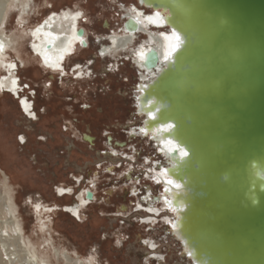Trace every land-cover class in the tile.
<instances>
[{
    "label": "water",
    "instance_id": "95a60500",
    "mask_svg": "<svg viewBox=\"0 0 264 264\" xmlns=\"http://www.w3.org/2000/svg\"><path fill=\"white\" fill-rule=\"evenodd\" d=\"M142 1L182 40L141 97L188 153L169 171L183 247L198 264H264V0ZM165 60L153 48L144 66Z\"/></svg>",
    "mask_w": 264,
    "mask_h": 264
},
{
    "label": "rangeland",
    "instance_id": "374dc122",
    "mask_svg": "<svg viewBox=\"0 0 264 264\" xmlns=\"http://www.w3.org/2000/svg\"><path fill=\"white\" fill-rule=\"evenodd\" d=\"M33 1L36 7L31 15H26L24 26L19 25L15 11L8 17L4 33L13 39V47L7 52L25 62V65L19 64L17 77L21 83L30 86L25 93L30 101L31 98L34 100L35 107L33 103L34 112L29 115L33 117L35 113L39 120L27 119L20 109V100L7 92L0 93V166L11 177L10 184L16 190L15 201L26 234L36 235L37 222L31 197L33 202L59 205L54 213H50L51 226L55 225L56 229L51 230L52 236L56 239L55 245L68 250L73 257L78 252L81 259L94 256V264H158L149 256L151 249L148 251L143 242L153 238L157 242L154 253L159 251L166 255L159 264H188L176 239H167L163 235L162 223L158 222L152 229L131 215V207L137 205L138 200L128 193L134 186L125 178L130 169L128 165L123 162L124 166L119 170L114 166L111 168L115 170H107L112 166L105 159L106 152L111 151L105 142L107 136L112 137V143L127 141L130 145H138L141 158L153 154L145 140H130L127 136L131 131L128 125L140 124L133 104L138 77L131 62L123 56L114 60L97 55V36L105 38L113 30L118 32L123 15L121 5H130L137 0H68L60 5L57 0ZM64 8H79L84 12L81 24L90 36V47L76 50L75 56L66 62L68 73L61 80L59 76L47 73L30 53L29 38L24 30L40 23L50 11ZM114 63L119 66L115 70L112 69ZM75 64L89 65L91 76L76 80L71 74L74 68L71 66ZM84 133L96 137L95 146L83 141ZM19 139L27 144L19 145ZM130 145L121 150H128ZM115 153V156L119 154ZM133 157L129 159L135 160ZM137 158L140 157L137 155L134 164L137 171L145 170ZM73 176L85 177L82 186L75 183ZM143 182L152 184L148 180ZM59 186L74 188L76 195L81 193V187L88 189L90 186L97 201L82 211L81 220L74 219L60 206L75 203L76 196L59 197ZM123 205L129 206L127 211L117 213ZM121 214L123 216L117 218ZM41 251L49 250L42 248Z\"/></svg>",
    "mask_w": 264,
    "mask_h": 264
},
{
    "label": "bare ground",
    "instance_id": "6f19581e",
    "mask_svg": "<svg viewBox=\"0 0 264 264\" xmlns=\"http://www.w3.org/2000/svg\"><path fill=\"white\" fill-rule=\"evenodd\" d=\"M67 1L57 0V4L60 5ZM34 3L33 0H0V93L8 92L12 97L15 95L22 98L19 93L21 90L19 78L15 75V72L19 69V64L25 65V62L18 56L17 58L11 57L7 52L8 49L13 47V39L7 35L5 36L4 27L10 14L15 11L18 14L19 25L24 26L27 21L26 15L29 16L34 12V8L36 7ZM51 7L54 8V5ZM121 8L123 9V15L120 29L118 32L113 30L112 34L106 35L107 37L105 38L97 36L99 49L97 55H100L103 59L112 58L114 60L125 55L126 58L130 59L129 62H131L132 68L138 77L137 85L134 89L136 95L133 98V104L140 124L138 126L137 124L127 126L128 130H131L128 133V138L130 140L143 139L151 146L152 150L157 147V156L161 158V160H154L148 155L141 158L140 151L135 150L138 157H140L139 160L137 158V161H140L146 167L145 170L137 171L136 167L133 166L129 170V174L125 176L134 185L131 189L133 190L132 197L138 200L137 205L134 206L137 207L136 215L139 218V223L148 227L150 226L152 229L158 226V222L162 223L165 230L163 235L167 239L172 237L176 239L175 241L181 246L184 253L183 256L188 264H198L196 259L190 256V249L183 247V239L180 237L177 229L180 217H178L179 213L177 212V208L174 207L173 201L175 196H177L176 193L179 191H177L178 188L174 185H181V183L174 180L169 174L170 170H174L172 168H174L175 163L178 161V156L183 157L186 151L181 144L171 138L172 135L166 134V132H169L168 130H171L170 128H173L172 124L170 127L157 124L149 126L152 123L149 120L152 117V110L145 107L142 103L143 98L141 97L144 85L153 82L161 72L160 70L171 61L175 49L177 46L180 48L182 40L177 41L176 36L179 34L167 24L165 14L161 10H151L149 9L150 7L146 8L142 0H137V2H133L130 5L122 4ZM83 14L84 12L79 8H64L61 11H50L40 23L28 30H24L25 36L29 38L28 48L30 53L36 56L37 61L47 73L61 77L66 76L68 73L65 66L66 62L72 56H75L76 50L79 47H89L90 36H88L87 29L81 24L84 19ZM130 18L137 20L139 24L137 31L128 32L125 27L123 28L127 19ZM109 26L110 24L107 23L108 28ZM81 27L84 30V34L78 37L76 33ZM153 48L161 54L162 60H166L157 69L148 70L144 66V59L146 52ZM116 64L112 65L113 70L119 67ZM72 67H74L72 74L75 75L74 78L78 81L91 76L89 65L75 64ZM20 109L28 114L32 112V103L27 96L20 101ZM32 115L33 117L36 116L35 113ZM22 141H25L24 137H22ZM109 142V145L114 148L112 137ZM116 145L126 146L125 144ZM154 153L156 152L154 151ZM114 156L108 155L105 159L115 163L118 159ZM133 159L135 160L132 161L136 163V156ZM138 165L140 166V164ZM107 170L113 171L115 169L108 168ZM134 174L138 175L136 179H134ZM0 177V264H55L56 261L59 264H94V256L81 259L78 252H75L76 257H73L69 254L68 250L65 251L55 245L54 240L56 239L52 236L51 230L56 231V229L55 225L51 226L50 213H54L59 207L58 204L45 205V203L39 201L33 202L30 197L37 225L35 230L36 235H27L24 221H22L18 204L15 201L16 190L10 184L11 177L7 172L3 171L1 166ZM143 180H148L152 184H149L151 185V188L149 187L151 191H148L146 196L141 197L138 193L139 189L144 190V187L148 184H144ZM168 180L174 181V184L169 185L167 183ZM79 182L78 180L77 183ZM156 187L160 188L157 190L159 196L152 198V195H157L154 191ZM88 191L92 192L91 189ZM88 191L84 187L83 191L76 195V193L73 194L75 190L72 187L59 186L57 188V195L60 197L77 196L76 203L65 205L64 213H68L71 217L75 216L76 219L81 220L82 211L89 207L88 204L90 203V198L88 197L89 200H87L85 197ZM88 194L92 195V193ZM121 212L123 211L120 210L118 213ZM169 221L175 224L176 227L173 228ZM179 237L181 241H178ZM143 242L148 246V251L151 249L149 253L153 254L151 258L155 263H162L166 259L165 254L159 251L158 253H154L157 248V242L153 238L145 239ZM42 248L49 251L43 253L41 251Z\"/></svg>",
    "mask_w": 264,
    "mask_h": 264
},
{
    "label": "flooded vegetation",
    "instance_id": "af4514ba",
    "mask_svg": "<svg viewBox=\"0 0 264 264\" xmlns=\"http://www.w3.org/2000/svg\"><path fill=\"white\" fill-rule=\"evenodd\" d=\"M82 28V27H81ZM123 28H124V26H123ZM120 29V28H119ZM89 45H90V43H89ZM90 47V46H89ZM87 48H88V46H87ZM123 57H125V56H123ZM126 58V57H125ZM126 59H128V58H126ZM128 60H130V59H128ZM68 65V64H67ZM72 67V66H71ZM18 70L19 69H17L16 70V72H15V75H17V72H18ZM72 70V69H71ZM50 74H52V73H50ZM72 74V73H71ZM54 74H52V76H53ZM55 76V75H54ZM53 76V77H54ZM58 76V75H57ZM59 78L62 80V78H63V76L61 77V76H59ZM19 82H20V87L22 88L21 89V91L22 92H20L21 93V96L23 97V99L27 96L26 94L27 93H25L26 92V88H30V86L29 85H25V84H23V83H21V79H20V77H19ZM8 93V92H7ZM6 93V94H7ZM33 93L36 95L37 93H36V91L34 90L33 91ZM10 94V93H9ZM13 97H16V99L19 101H21L22 100V98H20V97H18V96H13ZM28 97V96H27ZM20 98V99H19ZM34 100L31 98V103H32V108H33V102ZM20 104V103H19ZM34 107H35V103H34ZM23 111V110H22ZM32 111V110H31ZM32 112H34V111H32ZM31 112V113H32ZM23 114H24V116L25 117H27V119H29V120H31L32 122H35V121H38L39 119L37 118H35V117H32V116H30L27 112L25 113V112H22ZM37 113V112H36ZM89 131V130H88ZM24 135V134H23ZM107 135H108V133H107ZM22 136V135H21ZM128 136V135H127ZM82 139H83V141H85V142H87V144L88 145H90V146H95V142H96V137L95 136H93V135H91V134H89V133H84L83 135H82ZM111 139V136H107L106 137V139H105V142L107 143V146H109L110 147V150L111 151H107L106 152V154H105V156L106 155H112V156H114V151H118L119 152V154L117 155V156H114V157H116L117 159H123V161H116L114 164L113 163H110V162H108L109 164H112V166H110V167H108V168H111V167H115L117 170H119L120 168H122L123 166H124V164H123V162H125L127 165H128V168H132L133 166H134V164H136L134 161H132V158L131 159H129V157H131V156H136L137 157V152L135 151L136 149H137V151L138 150H140V149H138V145L136 146V145H130V144H128V142L127 141H124V142H122V141H114L113 142V145H114V148H112V146H110L109 145V140ZM18 142H19V145H26V144H24V143H21V140L19 139L18 140ZM116 144H127L126 146H128V145H130L129 146V148H128V150H121V149H123V147L122 146H118V145H116ZM150 146V145H149ZM154 146V145H153ZM135 148V149H134ZM134 149V150H133ZM153 156L150 154L149 156H150V158H152V159H156V160H161V158L159 157V156H157L158 155V151H157V147H155L153 150ZM154 151L156 152V153H154ZM135 153V154H134ZM105 156H104V158H105ZM129 156V157H128ZM145 155H143L142 157H144ZM130 161V162H129ZM129 169V170H130ZM116 170V171H117ZM115 173V172H114ZM128 174H129V171H128ZM127 175V174H126ZM138 177V175L136 174L135 176H134V179H136ZM73 178H74V181H75V183H77V181L79 180L80 182L78 183L80 186H82V184L84 183V180H85V177L83 176V179H79V177H75V176H73ZM149 187L151 188V185H149V183L144 187V190H141V189H139V194L141 195V197H144V196H146L147 195V193H148V191H151V190H149ZM84 188V187H83ZM83 188L81 187V189H80V191L79 192H82L83 191ZM88 189H86V191H88L89 189H91L90 188V186L89 187H87ZM74 189V188H73ZM92 190V192H86V194H85V197L87 198V200H89V198H88V193H92V196H93V199H90L89 201L91 202L90 204H88L89 206L93 203V202H95V201H97V196H96V193L94 192V190L93 189H91ZM132 189H130L128 192H129V194H130V196H131V194H132ZM141 191V192H140ZM155 192H157V189H155ZM73 194H75V192L73 193ZM157 194V193H156ZM87 195V196H86ZM72 196H76V195H72ZM159 196V194H157V195H152V198L154 197H158ZM60 197V196H59ZM95 197V198H94ZM76 201H77V196H76V198H75V203H76ZM136 204V203H135ZM65 205H67V204H65ZM69 205H71V204H69ZM61 208L60 209H64L65 210V206H60ZM129 206H126V205H123V206H121L118 210H117V213L121 210V211H123V212H126L127 211V208H128ZM59 208V207H58ZM132 208V212H131V215L133 216V217H136L137 219H139L137 216H135L134 215V213H136V209H137V207H134V205L131 207ZM123 215L121 214V216H117V218H121ZM73 217V216H72ZM74 219H76V217L74 216L73 217ZM150 257H152L153 256V254H151V255H149Z\"/></svg>",
    "mask_w": 264,
    "mask_h": 264
},
{
    "label": "snow or ice",
    "instance_id": "6c2138e0",
    "mask_svg": "<svg viewBox=\"0 0 264 264\" xmlns=\"http://www.w3.org/2000/svg\"><path fill=\"white\" fill-rule=\"evenodd\" d=\"M176 39H177V41H179L180 40V36L179 35H177L176 36ZM179 50V46H177V48L175 49V51H178ZM184 155L185 156H187L188 155V153L187 152H185L184 153ZM167 183L169 184V185H173L174 184V181H172V180H168L167 181ZM175 187H177V188H179L180 187V185L179 184H175L174 185ZM169 223L171 224V226L173 227V228H175L176 227V225L175 224H172V222L171 221H169Z\"/></svg>",
    "mask_w": 264,
    "mask_h": 264
}]
</instances>
